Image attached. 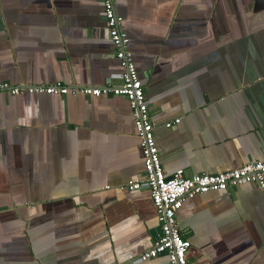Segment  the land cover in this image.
Here are the masks:
<instances>
[{
  "label": "crops",
  "instance_id": "1",
  "mask_svg": "<svg viewBox=\"0 0 264 264\" xmlns=\"http://www.w3.org/2000/svg\"><path fill=\"white\" fill-rule=\"evenodd\" d=\"M162 171L264 161V0H114ZM99 0H0V82H120ZM178 117L179 121L164 124ZM122 95L0 93V264L139 260L158 225ZM187 264H264V191L230 185L176 211Z\"/></svg>",
  "mask_w": 264,
  "mask_h": 264
},
{
  "label": "built area",
  "instance_id": "2",
  "mask_svg": "<svg viewBox=\"0 0 264 264\" xmlns=\"http://www.w3.org/2000/svg\"><path fill=\"white\" fill-rule=\"evenodd\" d=\"M99 1L106 34L121 67L119 83H106L100 86H69L60 81L46 85H11L6 81H1L0 93L15 94L24 90L27 93L55 95L81 93L93 96L99 94L124 96L133 111V125L138 137L142 162V179H129L122 187L128 190L145 187L148 190L161 232L152 245L139 255V260L164 254L167 264H187L186 253L190 243L178 227L175 218L176 211L185 200L196 194L208 191L223 192L230 185L255 183L260 190L264 191V161L251 160L216 173H195L186 176L181 169H177L170 175H165L160 165L153 128L144 100L143 81L137 75L131 52L128 49L127 36L120 27L121 17L115 12L114 0ZM178 121L179 118L176 117L164 125L169 127Z\"/></svg>",
  "mask_w": 264,
  "mask_h": 264
},
{
  "label": "water",
  "instance_id": "3",
  "mask_svg": "<svg viewBox=\"0 0 264 264\" xmlns=\"http://www.w3.org/2000/svg\"><path fill=\"white\" fill-rule=\"evenodd\" d=\"M154 231H155V233H154V237H158L159 235H160V227H159V225H157L155 228H154Z\"/></svg>",
  "mask_w": 264,
  "mask_h": 264
}]
</instances>
